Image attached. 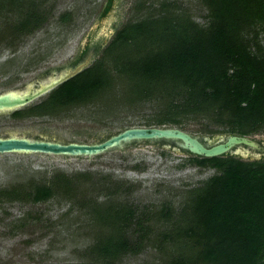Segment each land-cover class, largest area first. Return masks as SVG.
<instances>
[{"label": "trees", "instance_id": "obj_1", "mask_svg": "<svg viewBox=\"0 0 264 264\" xmlns=\"http://www.w3.org/2000/svg\"><path fill=\"white\" fill-rule=\"evenodd\" d=\"M149 2L137 9L158 6L117 28L105 47H95L86 69L12 117L60 118L89 105L108 111L152 105L146 127L201 124L199 132L215 141L264 133V0H201L203 23L173 0ZM48 3L0 0V44L11 46L43 28L53 12ZM89 50L70 66L84 63ZM184 153L214 174L189 189L179 209L140 208L123 198L136 184L91 173H56L44 183L0 190V199L38 204L61 197L69 210L89 216L99 230L80 264H119L149 247L167 248L162 264H264V159ZM158 222L164 229L156 238Z\"/></svg>", "mask_w": 264, "mask_h": 264}, {"label": "rangeland", "instance_id": "obj_2", "mask_svg": "<svg viewBox=\"0 0 264 264\" xmlns=\"http://www.w3.org/2000/svg\"><path fill=\"white\" fill-rule=\"evenodd\" d=\"M143 1L49 0L53 12L43 28L19 42L13 41L11 46L0 44V94L24 91L27 85L50 77L42 75L65 66L82 46L87 48L90 39L91 50H94L110 41L117 28L158 6L138 10ZM149 1L146 0L147 7L151 4ZM173 1L197 22L205 21L207 11L201 0ZM65 13L71 14V20L62 22L60 16ZM115 107L109 111L98 105L77 107L60 118L14 119L13 111L0 112V138L15 135L34 140L94 144L131 127H146L142 125L144 119L155 112L152 105L136 106L134 110ZM201 127L193 123L182 130L209 138L199 132ZM250 137L264 142V133ZM169 144L143 141L96 156L0 154V190L44 183L56 173L69 176L91 173L136 184L138 188L123 198L140 208L161 209L168 204L179 209L187 191L202 185L214 170L191 164L186 153L175 151ZM69 209L70 203L61 197L38 204L0 199V264L82 263L83 254L99 228L92 224L89 216ZM154 229L153 237L157 238L164 229L163 223H156ZM166 254L167 248L163 251L149 247L139 255L126 256L119 264H162Z\"/></svg>", "mask_w": 264, "mask_h": 264}, {"label": "water", "instance_id": "obj_3", "mask_svg": "<svg viewBox=\"0 0 264 264\" xmlns=\"http://www.w3.org/2000/svg\"><path fill=\"white\" fill-rule=\"evenodd\" d=\"M90 61L75 69L62 72L39 87H28V91H8L0 94V112L15 111L26 107L57 88L59 85L80 74ZM167 142L177 152L187 151L193 155L213 158L236 153L246 157V147L261 150V146L251 137L227 136L218 140L202 138L178 127H131L108 139L94 144L64 143L50 140H33L12 136L0 138V154L42 153L62 156H96L112 149L124 148L139 142ZM260 158L261 155H255Z\"/></svg>", "mask_w": 264, "mask_h": 264}, {"label": "flooded vegetation", "instance_id": "obj_4", "mask_svg": "<svg viewBox=\"0 0 264 264\" xmlns=\"http://www.w3.org/2000/svg\"><path fill=\"white\" fill-rule=\"evenodd\" d=\"M111 1H113V0H109V2H111ZM115 33V32H114ZM114 35V34H113ZM90 41V44H88L87 45V48L85 49V48H83V46L81 47V49H80V51H79V53L74 57V58H72L65 66H62V67H56L55 69H53L52 71H49V72H47V73H45L44 75H42V77L43 78H45V77H47L48 75L50 76V77H48V78H45V79H43V80H37V81H35V82H33V83H31V84H29V85H27L26 86V88L24 89V91H28V87H30V86H32V87H39L40 85H42V84H45V83H47L51 78H53V77H56V76H58L59 74H61L62 72H64V71H67V70H71V69H75L76 67H78L79 65H77L76 67H71L70 66V64L71 63H73V62H75L77 59H79L80 57H81V55H83V53L84 52H87L88 51V49L92 46V43H91V39L89 40ZM107 43H109V41L108 42H106V43H101V46H103V47H105V45H107ZM96 56V48H94V50H89V52L87 53V55L85 56V60H84V62H86L87 60H89L90 62H92L93 61V58ZM83 63V62H82ZM41 77V78H42ZM51 92V91H50ZM49 92V93H50ZM48 93V94H49ZM48 94H46V95H44V96H42L41 98H39L41 101L44 99V98H46L47 96H48ZM46 96V97H45ZM38 100V99H37ZM41 101H39V102H41ZM35 102V101H34ZM38 102V103H39ZM32 104V103H31ZM30 104V105H31ZM37 104V103H36ZM30 105H28V106H30ZM33 105V104H32ZM27 107V106H26ZM24 108V107H23ZM20 109H22V108H20ZM18 110V109H17ZM33 118H36V117H33ZM28 119V118H27ZM13 136V135H12ZM12 136H10V137H12ZM15 136V135H14ZM7 138H9V137H7ZM34 140V139H33ZM36 140H48V139H45V138H43V139H36ZM255 140V139H254ZM50 141H54V140H50ZM260 146H261V150H257V149H252V148H250V147H246V151H247V156L246 157H244V156H241V155H239V154H236V153H231V155H233V156H235V157H239V158H242V159H246V158H248L249 160H247V161H258V160H263L264 159V142H262V141H257V140H255ZM171 143V142H170ZM172 144V143H171ZM261 155V157L260 158H257L255 155Z\"/></svg>", "mask_w": 264, "mask_h": 264}]
</instances>
